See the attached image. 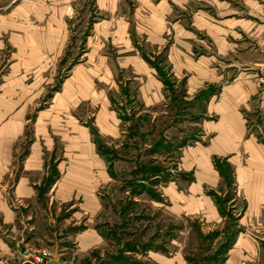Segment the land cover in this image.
<instances>
[{
	"label": "rangeland",
	"instance_id": "1",
	"mask_svg": "<svg viewBox=\"0 0 264 264\" xmlns=\"http://www.w3.org/2000/svg\"><path fill=\"white\" fill-rule=\"evenodd\" d=\"M73 4L59 54L48 58L35 89L19 101L25 131L3 188L17 215L12 222L0 221V264H264V212L250 217L235 187L214 194L219 220L170 210L165 186L173 179L185 187L188 173L178 168L183 149L202 133L198 117L184 112V85L170 86L165 104L145 108L133 98L129 73L117 69V43L95 38L105 13L97 10L96 0ZM10 61L5 58L0 66L4 72ZM175 92L181 104L174 103ZM198 101L190 106L196 113ZM104 105L114 118H105ZM77 136L84 146L89 139L113 164L109 173L115 180L96 191L102 200L95 217L81 198L83 188H77L81 199L71 201L57 191L58 166L75 163ZM37 148L43 167L31 172L26 166ZM21 176L36 182L33 198L15 195ZM93 231L100 242L83 248V233Z\"/></svg>",
	"mask_w": 264,
	"mask_h": 264
},
{
	"label": "crops",
	"instance_id": "2",
	"mask_svg": "<svg viewBox=\"0 0 264 264\" xmlns=\"http://www.w3.org/2000/svg\"><path fill=\"white\" fill-rule=\"evenodd\" d=\"M73 2L0 0V66L11 58L6 72L0 68L2 223L12 222L17 215L3 188L25 131L19 101H26L23 95L35 89L48 58L59 54L65 43L64 28ZM96 7L105 18L97 22L95 38L117 43V69L129 73L135 84L133 98L153 108L169 100L170 86L182 84L184 112L193 119L197 116L202 126L199 139L185 144L178 166L190 175L185 187L180 189L173 179L165 186L170 210L219 220L214 194L223 186H233L246 199L249 216L259 217L264 212V0H96ZM159 56L162 60L156 63L154 58ZM180 98L175 92L174 103L181 104ZM195 100L201 103L198 113L190 108ZM105 107L103 115L108 118L110 109ZM118 125L113 123L114 132ZM78 138L75 163L70 168L65 163L58 166L57 191L69 201L85 199L95 217L102 200L96 191L115 180L110 174L113 164L89 139L84 146ZM27 167L31 172L42 170L39 148ZM35 183L21 176L15 195L33 198ZM77 188L84 189L83 197ZM100 240L96 231L85 232L81 246L89 249ZM247 244L254 249L252 241Z\"/></svg>",
	"mask_w": 264,
	"mask_h": 264
}]
</instances>
